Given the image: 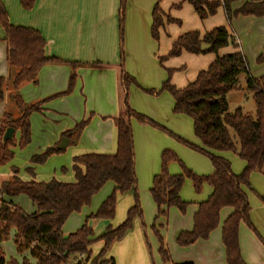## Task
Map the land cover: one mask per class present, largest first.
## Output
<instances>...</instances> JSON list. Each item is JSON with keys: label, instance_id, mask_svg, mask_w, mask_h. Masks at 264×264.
Segmentation results:
<instances>
[{"label": "trees", "instance_id": "trees-1", "mask_svg": "<svg viewBox=\"0 0 264 264\" xmlns=\"http://www.w3.org/2000/svg\"><path fill=\"white\" fill-rule=\"evenodd\" d=\"M24 11H30L36 0H18ZM163 0H156L151 11L150 35L155 41L158 33L168 24H178L179 21L165 18L159 7ZM179 4H188L200 21L216 15L222 9L227 23L238 17H264V0H249L233 10L232 5L238 0H176ZM124 0H121L123 6ZM0 25L5 31L6 62L10 73L7 79L0 77V102L3 101L8 87V100L16 109L18 116L13 117L5 110L0 118V166L13 158L11 149L15 142L1 143V137L6 128L18 131L20 138L17 146L24 148L30 143V115L40 111V105L49 98L33 104H25L18 93L24 83H37L38 71L47 64L61 63L54 57L44 54L45 41L34 29L13 26L8 22V15L0 2ZM120 49L122 43V20L119 22ZM209 45L201 50V45ZM232 46L231 54L217 56L220 49ZM264 50V47H263ZM122 52V51H121ZM182 52L191 55L216 54L215 59L207 69L200 71L195 80L184 88H176L170 83L172 71H168L167 79L162 83L159 92L169 93L173 99L172 113L183 115L192 122L194 137L199 141L196 146L166 130L150 118L134 112L126 103L130 85L139 86L135 79L127 74L120 63V84L125 91V112L113 118L117 132L116 151L113 155L84 154L73 158L71 171L72 183L50 180L36 182L22 181L16 177L0 183V245L6 241L11 229H14V245L17 253L28 251V257L20 261L14 258L5 260L0 246V264H66L70 258L81 255L82 259L72 264H114L112 259H105L111 246L122 240L133 228V222L142 218L137 192L135 173L134 143L131 120L150 125L174 137L183 145L205 156L212 167L207 175H198L186 168L180 159L170 150H163L160 156V171L152 178L149 194L156 207L157 221L166 218L168 210L175 208L185 214L189 203L183 202L180 192L185 179L189 180L194 192L200 193L202 187L211 188L209 197L197 204V210L192 218V229L180 232L175 243L179 248H187L198 240H207L220 223V213L230 209V214L221 225V243L224 249L225 264H245L239 246L238 231L241 223L247 225L254 233L249 218L250 205L245 189L251 190L249 178L251 173L264 174V75L252 77L248 61L238 50L234 38L223 27L215 28L205 34L191 31L180 35L171 45L168 54L160 61L180 56ZM260 55L256 62L262 63ZM72 70L76 64L68 63ZM244 75L245 89L252 94L255 103L254 116L243 113L240 109L228 112L226 96L237 90L238 77ZM76 75L71 74L66 94L72 89ZM155 94L154 90H143ZM158 92V93H159ZM61 95V94H59ZM58 96V95H56ZM53 96V97H56ZM50 97V98H53ZM87 122L76 124L63 136L71 141L79 137ZM232 130L237 142L230 135ZM63 150L52 147L42 154L34 155L30 163L43 164L52 154ZM218 153H232L245 163L239 174H234L230 162ZM176 162L181 173L171 175L168 165ZM27 172L32 173L30 168ZM14 174L17 171H13ZM112 183L113 191L100 204L94 214L86 217L85 223L75 232L63 234L62 229L67 219L89 206L92 198L104 187ZM129 195L133 205L127 210L125 220L116 228H106L99 236H95L87 226L89 219L111 220L115 214L117 196ZM19 196L25 197L34 207L32 213H25L12 200ZM264 204V197H260ZM158 243V255L164 264L171 261L170 254L163 238L155 224L151 227ZM101 242L102 248L93 256L90 247ZM33 261V262H32ZM192 264V263H181Z\"/></svg>", "mask_w": 264, "mask_h": 264}, {"label": "rangeland", "instance_id": "rangeland-1", "mask_svg": "<svg viewBox=\"0 0 264 264\" xmlns=\"http://www.w3.org/2000/svg\"><path fill=\"white\" fill-rule=\"evenodd\" d=\"M163 1L159 3L160 9ZM170 9L171 11H174L175 8L171 6ZM171 11L169 13H164L163 11L162 12L164 13L165 18L167 17L175 20L174 17L171 15ZM195 17L197 18V16ZM176 21H179L180 25L168 24L166 23V20H164V26L159 30L157 41L152 39L150 35V27L147 29V31L137 30L136 40L129 41L128 38L126 41L124 38L121 44L123 46V49H120L119 43L118 63L122 64L124 71H126L125 65L127 63L130 70V76H132L139 85H130L127 92L126 103L131 110L150 118L172 134L181 137L187 142H196L197 144H200L199 141L195 140L194 138L191 120L185 116L183 117L181 115L173 114V99L171 95L165 91L159 92V90L162 83L167 79L169 70L172 71L170 83L173 85L172 79L174 77L175 79H177L178 82L180 79V83L178 85H180L181 88L186 87L187 85L192 83V81L195 80L197 73L207 69L213 59H215L216 54H199L198 56H203V58H206L207 62L203 63V65L192 63L190 58H192L194 55L187 54L185 52H182L178 57L169 58L161 62L160 59L162 57H165L171 48L170 46L167 52L163 54V51L168 46L167 42H161V38L167 34L166 33L165 35H163V30L165 26L173 25V30L178 31L182 30L183 27H185V29L187 27L186 23L184 26V22H182L181 20ZM225 22L227 23L226 19ZM245 42L246 46L244 51L250 63L249 69L251 67L252 72H254L259 68H264V66L261 65L264 61L262 63H256L255 59L253 61L251 60L254 56L259 57V55H261L262 53H260V51H257V44L254 45L247 41ZM232 48V46H228L223 49H220L219 51L223 52L224 50H226L225 53L231 52V50H233ZM217 56L221 57L223 56V54L220 53L218 55L217 53ZM263 56L264 55H262V58L264 59ZM180 57L181 59H179ZM254 66H256V68H253ZM237 86V90L232 91L226 96V100L228 102V112L232 113L236 109H240L243 113L254 116L255 103L252 99V94L247 92L245 89L244 75H240L238 77ZM95 87V83L91 78H77L76 76L74 85L69 91V93L49 98L45 102L46 111H44L43 113L33 112V115L31 116L30 143L27 145V147L19 148L17 144L20 138V134L18 131H16V134L13 138L15 142L14 148H16L15 154L8 163L0 166V169H3L7 173H10L9 177L14 174L13 171L15 170L20 173H29L25 170V167L23 165L26 161L31 159V155L38 154L40 149L49 141L50 137H52V135L58 131H60L61 133L63 131L62 129H64V126H68V130H70L76 124L82 121H86L87 124L79 135L78 141L76 140L74 142H71L67 150L65 148V150L62 151L63 153L65 152V155L67 157H70L72 152L80 153L75 157L88 153H115L116 134L113 118L120 115L117 112L119 109L122 108V110H124L122 111V113L125 112V107L123 105V101L125 100V91L123 90L120 84V78H118V80L116 79V88L117 91H120L121 95L118 96V101L116 95V102L114 101L113 91L110 96H107V99H110L111 104L115 108L117 106V110L113 112V114H110L108 113V108H106L103 103L100 102V95L97 94ZM143 90H154L156 93L149 94L144 92ZM69 97L72 98L73 104L72 102H66L65 98ZM53 103L55 105H53ZM58 106H61V110L64 112L59 111L57 109ZM73 107H76L75 113L73 115L69 114L70 112L65 110H72ZM131 127L134 134L133 140L136 159L135 167L137 177V192L139 197V204L142 210V218L136 219L133 222V228L128 234L134 232L136 229L138 230L143 250L140 257L137 256V258H131L130 264H164L161 261L160 256L158 255V243L151 229L153 224H155V227L158 229V223L154 220V217L156 215V207L152 202L149 194V188L152 184L153 175L160 171L161 153L165 149L172 151L185 165L186 168L190 169L198 175H207L208 173H210L212 167L210 165L209 160L205 156L193 151L189 147L180 143L174 137L168 135L167 133L159 129L153 128L147 124L138 123L134 119L131 120ZM229 132L230 135L237 142V138L233 131L230 129ZM104 133L107 135V137L105 138L102 137ZM110 138L113 141L110 151L98 149L101 147L100 145L103 146L105 144L101 142H105L107 139L109 141ZM62 152L58 154H61ZM227 156H229L230 158L232 172L235 171L237 173H240L241 170L240 172H238L237 165L241 163L243 164V162L237 157V155H234L232 153H228ZM47 160L43 164L37 165V167L48 164L49 162ZM65 160V158H62L59 161H50L49 166H51V172L52 169L55 168L56 176L54 177L51 174V176L46 178V180L38 181L48 182L53 179L59 182H72L74 178L73 175L72 177L69 176L68 167L65 163ZM72 160L73 158L71 159V166ZM167 169L168 173L171 175L181 173V168L176 162L170 163ZM32 172L35 174V169H33ZM0 174L2 175V173ZM252 174H255L254 187L252 191L248 190L247 193H249L248 197H250V200H252V203H249L251 204L250 207H253V209L257 213V210L253 204L254 201L260 207H264V204L260 201V197H262L260 195H263L260 193H264V184L260 182V178L264 179V174L259 172H253L251 173V175ZM31 177L32 178L30 180L36 181L39 176L33 175ZM255 188H257V190H255ZM202 190L200 191V193L196 194L192 188L190 181L185 179L181 189L180 197L182 201L189 203L187 209L195 205L193 204V201H196V198L199 197L200 199L203 192ZM112 191V183H106L104 187L93 197L89 206L83 208L80 213L73 214L67 219L63 226V232L66 234H70L77 231L85 223L86 217L90 214H94L99 208L100 204L105 200L104 198L108 196ZM17 204L21 209L25 211H30L32 209L28 200L23 196H19V198L17 199ZM132 205L133 199L131 196L128 198L125 197L123 199H119L117 200L113 219H89L86 222L87 226L92 229L95 236H99L101 233H103L106 228H116L118 225H120L125 220L126 212ZM170 209L173 211V213H167V217L164 219L165 225L163 228L160 229V233H162L161 235L164 237V244L166 245V248L168 249L170 254L171 261L167 264H172L174 259L176 258L177 260L186 259V251H184L185 249L179 248L175 243L174 231L178 219L186 220L188 216V210L186 209L185 214H181L175 208ZM253 217H256L254 213ZM162 219H160L159 222H161ZM221 222H223L222 215L220 216V223L216 228L217 230H214L215 232L219 231V228L222 224ZM240 225L243 226L242 228H245L252 235V238L255 240L256 246H258L261 252L264 253V241L260 238V232L258 233L255 230L256 233H254L244 223H241ZM124 238L122 240H124ZM122 240L115 242L106 255L108 257L112 256L116 260V257L114 255L115 250L118 259V261L114 260L115 264H126L125 252L123 251L122 247H118ZM167 242H169L170 247H172V251L176 250L178 252V255L173 253L172 256V252L170 251ZM100 244L101 242H97L91 246L93 256H95L102 248V244L101 246ZM2 249L5 254V257L8 258L7 260L15 257L13 242L10 237H8L7 240L2 244ZM210 252L212 254V259L214 263L204 264H225L222 258H219V254L215 249H210ZM76 259L77 257L75 256L73 258H70L69 261L75 262L77 261ZM87 264H90V262H88Z\"/></svg>", "mask_w": 264, "mask_h": 264}, {"label": "crops", "instance_id": "crops-1", "mask_svg": "<svg viewBox=\"0 0 264 264\" xmlns=\"http://www.w3.org/2000/svg\"><path fill=\"white\" fill-rule=\"evenodd\" d=\"M210 1H215V0H210ZM246 1L249 0H238L232 5V9L235 10L239 8ZM0 2L2 3L8 15L9 24L13 26H20V27H26L37 30L45 41V47H44L45 56L54 57L59 61H61V63H51L44 65L38 71L36 84L24 83L19 87L18 93L20 94L25 104L27 103L33 104V103L41 102L42 100H45L47 98L64 93L67 90L69 78L71 74L74 73L77 76V78L89 77L94 81L96 86L95 90L97 94L100 95L99 100L100 102L103 103V105L106 108H108L109 110L108 113L113 114V112L117 110V106L115 108L111 104L110 99H107V96H110L113 91L114 101L116 102V95H117V101H118V96L121 95L120 91L119 90L117 91L116 88V79L118 80V78H120V66H118L119 64L118 51H119V43H120L119 22L122 20V29H123L122 42L124 38L126 41L128 38L129 41L136 40L137 30L147 31V29L150 27L151 11L156 0H125V4H124L125 8L124 6L121 5V0H36L33 8L30 11L22 10L18 0H0ZM177 4H179V2L176 0H165L161 4V9L164 13L167 12L169 13L171 11L170 7ZM171 15L174 17L175 20H181L182 22H184L183 23L184 26L186 23L187 27L186 29L185 27H183L182 30L178 31V30H173L174 29L173 25L165 26L163 30V35L167 33L165 35L167 37L163 36L161 38V42L162 41L167 42L168 46L163 51V54L167 52L168 48H170L174 40H176L180 35L184 33L197 31L203 35L215 28L223 27L234 38L235 44L238 46V50L242 52L245 57H246L244 51L246 46L245 41L254 45L257 44L256 47L257 51L258 52L260 51V53L262 52L261 55H264V50H263L264 17L263 18L238 17L232 20L230 23H226L224 13L221 9H219L216 15H214L213 17H209L204 21H200L199 19H197L198 17L197 18L195 17L196 15L193 12V9L186 3L180 4L178 8H175L174 11H171ZM4 39H5V31L0 25V77L7 79L10 70L6 62V43ZM225 51L226 50H224L223 52L219 51L218 55L220 53L223 54V56L227 54H231L235 50L233 49L231 50V52H226V53ZM257 57L254 56L251 60L253 61L255 59L256 62ZM179 59H181V57ZM190 59L191 62L194 64L203 65V63L207 62L206 58H203V56H198V55L197 56L194 55ZM247 61L249 63L248 59ZM68 63L76 64L75 69L72 70L71 66ZM261 65L264 66V62ZM125 68H126L125 72L127 74L129 73L130 75V70L127 63L125 65ZM253 68H256V66H254ZM250 74L252 75V77L263 76L264 68H259L256 71L252 72V69L250 67ZM172 83L176 88H181L180 85H178L180 83V79L178 82L177 79L173 77ZM8 93H9V89L7 87L5 91L4 99L2 102H0V118L5 110H9V112L12 114L13 117L18 116L16 109L8 100ZM65 100L66 102H72L73 104V100L71 97L65 98ZM54 103L53 105H55ZM44 104L40 105V111H38L39 113L40 112L43 113L44 111H46V104L45 105ZM123 105L125 107L124 101H123ZM57 109L61 112H64L61 110V106H58ZM75 109L76 107H73L72 110L71 109H65V110L70 112L69 114L73 115L75 113ZM122 111L124 110H122L121 108L117 112L119 114H122ZM32 115L33 113L30 115V119ZM30 128H31V124H30ZM62 130L63 131L61 133L60 131L54 133L52 137H50L49 141L40 149L38 154H42L48 148L57 147L60 143L61 138H65L63 134L67 132L66 130H68V126H64V129ZM115 134L117 138L116 128H115ZM132 134H133V130H132ZM30 135H31V129H30ZM102 137L105 138L107 137V135L104 133ZM66 139L68 140V144L65 147L67 150L69 144L74 141H71L73 138L72 139L66 138ZM78 139L79 137L75 139V141L76 140L78 141ZM110 140L108 141L107 139L105 142H101L105 144L103 146L100 145L101 147L98 149L110 151L111 145L113 144V141ZM195 140L197 139L195 138ZM192 144L196 146H200V144H197L196 142L195 143L193 142ZM15 149L16 148L11 149L13 155L15 154ZM38 154H33L31 155V157ZM79 154L80 153L72 152L70 157H67L65 155V152L64 153L62 152L61 154H57V155L52 154L49 156L47 161L50 163V161H59L60 159L65 158L66 159L65 163L68 167L69 176L72 177L73 173L70 170L71 159L75 158V156ZM88 154H98V153H88ZM112 154H114V152L104 153L101 155H112ZM227 154L228 153H218L217 155L223 157L224 159L230 162V158L229 156H227ZM134 156H135V150H134ZM49 163L42 166H38L39 167L38 168L37 165L30 163V159H29L24 163L23 166L25 167V170L27 168L35 169L36 171L35 174L33 172L20 173L17 171V173L12 174L11 177H9L10 173H7L3 169H0V173H2V175L0 174V183L8 181L13 177H16L25 182L30 181V179L32 178L31 176L33 175L39 176L36 179V182H41L38 180H46V178L50 177L51 174L52 176L55 177L56 176L55 168H53L51 172V166H49ZM135 163H136V159H135ZM244 167H245L244 162L243 164L242 163L238 164L237 165L238 172H240V170L242 171ZM33 169L31 170L33 171ZM135 173H136V167H135ZM234 174H239V173L235 172ZM254 175L255 174L250 175L249 178V184L252 190L254 187ZM260 179H261L260 182L264 184V179L263 178ZM73 181L74 179L72 180V182ZM72 182L70 181L65 183H72ZM255 190H257V188H255ZM202 191L203 192L200 199L199 197L196 198L195 199L196 201H193V204L195 205L187 209L188 216L186 220L177 218L178 222L176 224L174 231L175 232L174 240L176 239L177 235L180 232L191 231L192 218L197 210V204L204 202L209 197L212 190L209 186H204ZM247 192L248 190L245 189L248 202L252 203V200H250V197H248L249 193ZM260 194H263L260 196L264 197V193H260ZM125 197L128 198L130 196L129 195L118 196L117 200L123 199ZM18 198L19 197L14 198L12 200L14 205L18 206L17 204ZM253 204L257 210V213L255 212L253 207H250V214H249L250 222L254 227V229L256 230V232L258 233L260 232L259 233L261 236L260 238L264 241V207L263 208L260 207L255 201ZM249 205L251 206V204ZM31 208L32 209L30 211H25L23 209L22 210L25 213H32L34 211V207L31 205ZM230 212L231 210L227 208L221 211L220 216L222 215L223 222L226 219V217L230 214ZM168 213L172 214L173 211L170 209V211L168 210ZM253 213L256 215L255 218L253 217ZM160 219L157 220V223L161 229L165 225L164 224L165 218H163L161 222H159ZM242 227L243 226L241 225L239 226L238 239H239L241 256L244 263L264 264V253L261 252L258 246H256L255 240L252 238V235L245 228ZM63 234L66 233L63 232ZM161 234L162 233H160V235ZM14 235H15L14 229H11L8 237H10L13 242V248L15 253L14 259L20 261L23 257H28V251H24L20 254L17 253L16 247L14 245ZM161 237L164 240V237L162 235ZM4 242L1 243L0 245L1 248ZM167 243H168V247L170 248V251L172 252V256L173 253L178 255V252L174 250V248H173L174 251H172V247H170L169 242ZM118 247H122L123 251L125 252L126 264H130L131 258H137V256L140 257L143 249H142V242L140 240V235L138 233V230L136 229L134 232L128 234L124 238V240L120 242ZM182 249H185L184 251H186V259L177 260L176 258L174 259L172 264L214 263L210 249H215L219 254V258L220 259L222 258V260L225 262L224 249L221 243V226L219 228V231L216 232L214 231L210 234L208 240L205 241L199 240L195 242L193 245ZM114 255L116 257V260L118 261L115 250H114ZM106 257L107 260L112 259L115 264L116 260L112 256L109 257L106 256ZM4 258L5 260L8 259L7 257H5V254H4Z\"/></svg>", "mask_w": 264, "mask_h": 264}, {"label": "water", "instance_id": "water-1", "mask_svg": "<svg viewBox=\"0 0 264 264\" xmlns=\"http://www.w3.org/2000/svg\"><path fill=\"white\" fill-rule=\"evenodd\" d=\"M209 48V45L202 44L201 50H206ZM15 130L13 128H6L1 137V143L6 144L7 142H11L14 138ZM68 144V140L66 138H61L57 149L63 150Z\"/></svg>", "mask_w": 264, "mask_h": 264}, {"label": "built area", "instance_id": "built-area-1", "mask_svg": "<svg viewBox=\"0 0 264 264\" xmlns=\"http://www.w3.org/2000/svg\"><path fill=\"white\" fill-rule=\"evenodd\" d=\"M76 257H77V259H76L77 261L80 260V259H82V256L81 255H78ZM77 261H75V262H67L66 264L76 263Z\"/></svg>", "mask_w": 264, "mask_h": 264}]
</instances>
